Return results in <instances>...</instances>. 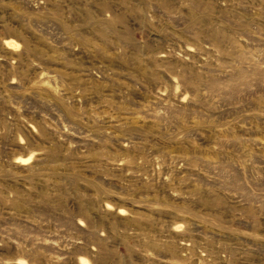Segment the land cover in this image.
Here are the masks:
<instances>
[{
    "label": "rangeland",
    "instance_id": "rangeland-1",
    "mask_svg": "<svg viewBox=\"0 0 264 264\" xmlns=\"http://www.w3.org/2000/svg\"><path fill=\"white\" fill-rule=\"evenodd\" d=\"M84 261L264 264V0H0V264Z\"/></svg>",
    "mask_w": 264,
    "mask_h": 264
},
{
    "label": "bare ground",
    "instance_id": "bare-ground-1",
    "mask_svg": "<svg viewBox=\"0 0 264 264\" xmlns=\"http://www.w3.org/2000/svg\"><path fill=\"white\" fill-rule=\"evenodd\" d=\"M7 43H8V42H7ZM9 43H10L9 45H12V46L15 45V43H13L12 41H11V42L9 41ZM16 46H17V45H16ZM18 47H19V46H18ZM30 159H31V156H30V158H29L28 160H30ZM26 160H27V159H26ZM28 160H27V161H28ZM24 161H25V160H24ZM84 264H88V262L84 261Z\"/></svg>",
    "mask_w": 264,
    "mask_h": 264
}]
</instances>
